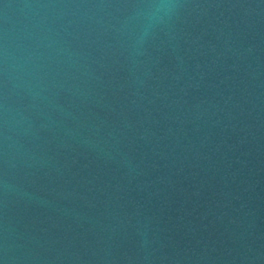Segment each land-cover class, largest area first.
Returning <instances> with one entry per match:
<instances>
[{"label":"water","instance_id":"95a60500","mask_svg":"<svg viewBox=\"0 0 264 264\" xmlns=\"http://www.w3.org/2000/svg\"><path fill=\"white\" fill-rule=\"evenodd\" d=\"M0 264H264V0H0Z\"/></svg>","mask_w":264,"mask_h":264}]
</instances>
